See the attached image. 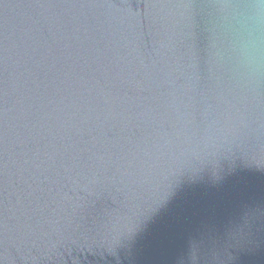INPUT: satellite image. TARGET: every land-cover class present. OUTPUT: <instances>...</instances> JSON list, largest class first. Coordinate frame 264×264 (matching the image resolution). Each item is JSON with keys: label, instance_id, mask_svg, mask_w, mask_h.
Segmentation results:
<instances>
[{"label": "water", "instance_id": "1", "mask_svg": "<svg viewBox=\"0 0 264 264\" xmlns=\"http://www.w3.org/2000/svg\"><path fill=\"white\" fill-rule=\"evenodd\" d=\"M0 264H264V0H0Z\"/></svg>", "mask_w": 264, "mask_h": 264}]
</instances>
